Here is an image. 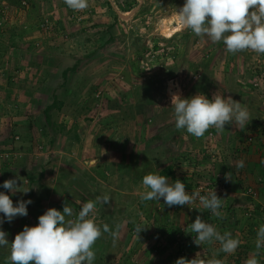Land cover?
I'll use <instances>...</instances> for the list:
<instances>
[{"label": "rangeland", "instance_id": "obj_1", "mask_svg": "<svg viewBox=\"0 0 264 264\" xmlns=\"http://www.w3.org/2000/svg\"><path fill=\"white\" fill-rule=\"evenodd\" d=\"M184 3L89 0L87 9L74 11L64 0H37L40 8L32 14L34 20L28 21L27 9L8 8L0 0V192L9 195L14 206L20 200L32 201L26 217H16L11 223L5 219L0 226L10 244L25 226H37L48 209L63 212L67 203L74 215L66 218L75 219L84 203L108 195L110 204L97 203L89 218L94 215L101 228L107 224L112 231L122 225L123 232L115 246L109 233L102 234L93 246V264H144L147 260V264H162L159 254L165 245L173 246L169 253L175 257L189 252L194 258L197 253L204 259L224 256L221 247L194 248L196 234L190 227L172 237L168 231L176 224L166 217L171 207L162 198L149 201V210L166 221L159 230L150 231L155 238L146 247L152 249L153 258L120 241H135L134 228L127 229L130 222L135 225L142 220L137 212L147 203L142 204L146 201L142 194L150 189L138 185V174L157 172L168 156L178 154L174 146L181 134L175 127L172 94L231 96L254 105L257 120L262 121L264 115V54H232L223 42L213 43L190 30L167 38L166 28L179 26L178 9ZM11 31L22 35L16 36L15 46L10 43ZM28 34L32 38L37 34L39 40L24 39ZM48 107L52 108V126L46 120ZM213 131L202 138L204 147L214 137ZM126 155L134 161L129 168H120L121 157ZM196 157L183 160V167L192 168ZM153 159L157 163L152 170L143 166ZM17 175L25 179L18 187L30 189L27 194H13L2 187ZM204 176L196 179L202 186L208 185ZM131 179L135 185H130ZM222 181L211 183L212 187L220 185L218 195L226 200ZM207 190L194 192L208 196L212 189ZM193 203V211L198 207L202 219L211 224L216 216L198 198ZM222 204L220 210L225 204L229 209L225 201ZM255 211L246 224L253 232L237 235L241 251L223 260L224 264H245L243 260L257 252V232L251 221L261 217L264 208ZM10 244L0 247V264H9ZM183 248L190 249L183 254ZM256 258L264 264L261 249ZM238 259L243 262H233Z\"/></svg>", "mask_w": 264, "mask_h": 264}, {"label": "clouds", "instance_id": "obj_2", "mask_svg": "<svg viewBox=\"0 0 264 264\" xmlns=\"http://www.w3.org/2000/svg\"><path fill=\"white\" fill-rule=\"evenodd\" d=\"M65 4L74 11H83L89 7V0H64ZM179 27L181 30H190L197 37H208L211 42H223L226 50L232 54L243 51H252L256 54H264V0H185L182 8L178 9ZM172 108L174 109L175 127L177 130H186L188 134L199 139L205 133L215 128L223 132L227 125L235 123L243 127L250 119L248 109L231 96L224 98L222 95H214L208 99L203 94H197L191 98H182L180 94H172ZM243 160L237 167L243 168ZM232 173L226 174L225 179L230 180ZM25 179L17 175L15 179L7 180L2 187L15 194L23 192L27 194L30 189L18 187V182ZM142 184L149 191L142 194L146 201H159L163 198L167 206H184L192 204L199 198L200 204L216 217H221L223 200L218 197L216 191L208 196H202L194 192L186 191L185 183L176 180L169 183L165 175L147 174L143 177ZM103 202L110 204L108 195L89 200L82 205L75 219L74 212L66 203L63 212L50 208L41 215L37 226H25L23 231L15 236L10 244L7 233L0 227V247L10 244L9 264H93L96 253L93 246L102 237L103 233H109L113 238V245L119 238L122 225H116V231H112L109 225L101 228L90 214H94L96 204ZM32 201L20 200L14 206L9 195L0 192V226L5 222L11 223L16 217L28 215V205ZM195 233L194 243L198 246L204 243L218 241L223 253H234L240 245V240L232 238L231 232L221 234L217 228L197 216L195 222L190 225ZM144 228L137 227L139 233ZM264 248V225L257 231L256 249L245 264H259L256 258L259 250ZM175 264H224L221 259H204L197 253L196 258H179Z\"/></svg>", "mask_w": 264, "mask_h": 264}, {"label": "crops", "instance_id": "obj_3", "mask_svg": "<svg viewBox=\"0 0 264 264\" xmlns=\"http://www.w3.org/2000/svg\"><path fill=\"white\" fill-rule=\"evenodd\" d=\"M33 14H35V12H33ZM27 18H29L28 21H31V19L34 20V16H27ZM36 35L37 34H35V38H32L33 36L28 34L24 37V39L37 40L38 37ZM209 95L211 98L208 99L211 100L213 97V93L210 92ZM240 103L242 104V106L246 107L250 113V119L247 121L245 126L240 127L233 123L232 125H227L226 129L223 132H218L215 128H213V130H215L213 131L214 137L208 143L207 147H204V141L202 140V138L205 140V137H207V133L203 137L197 139L191 134L188 135L187 133H185L184 130H178L181 136L178 140H176L174 146V151L178 152V154L175 157H173V154L168 156L166 163L160 165V167L158 166L159 170L157 172H150V174L167 176L169 178L170 184L174 183V180H180L181 182L185 183L186 186L193 185V188L188 189L187 191L189 194L196 191L198 185H200L198 183H201V181L196 180L198 176L206 175L204 176L203 180L207 181V184H210L211 181L218 182V180H223L222 182H225L223 188L225 189V192L227 191V193L224 194L228 195V198L226 200H223V202L225 201L228 204L227 207H229V209L227 210L225 204V208L220 210L222 213L221 217H223L222 219L224 221L222 220V223L219 224V222H216L218 217H213V222L211 224L214 225L217 230L221 232V234H223L224 232H231L232 238L235 239H238L237 235L240 234V232H242L245 236H248L246 233L253 232V229L251 231L250 227L246 225L248 224L247 218H253V212H256V207L257 209H259V206L260 208H264V115L262 114L261 116L262 121L257 120V118L254 117L255 106L252 104L251 106L246 105L249 103L243 101H241ZM181 131L183 132V134L180 133ZM207 153L211 154V158L212 156L215 158H212V160L207 159L208 157H206L205 155ZM196 154L197 157L193 163V167L190 165L192 168L186 170V168L183 167V160H186V158L191 156H194L195 158ZM178 155L179 157H177ZM126 156L127 157H121L119 163L120 168H129L130 163L134 161V158L132 159L129 155ZM240 160H243L245 163V166L243 168L237 167ZM148 161L149 165L145 164L143 166H146V168L152 170L155 167L154 164H156L157 162L155 161V159ZM175 163H177V166H175ZM152 165H154V167ZM181 170L183 172L182 175ZM169 171H171L170 174ZM228 173H232V175L229 177L230 180L225 179L226 174ZM143 174L145 173L138 174L139 176L141 175L137 178L138 185L140 186L143 185V177L149 173L145 175ZM204 181L203 183L205 185ZM134 182L135 181H132L130 185H135L136 183ZM210 185L212 186V183ZM219 186L220 185H217L216 187H210L212 189L211 191H216L218 195V190L220 189ZM250 188H252L256 192L255 198L249 197L245 194L246 190ZM230 190L231 192H229ZM218 197L223 199L224 195H218ZM143 203H146L144 204L145 207L143 209L139 208L137 212L139 213L140 220H142L135 225H132V223L130 222V228H128L127 231H131V228H134V230H136L137 227L144 228V230L139 233V236L137 233H135L137 234V238L133 242H128V239L126 242L122 241V239H120V241L124 243L125 246L128 245V248L130 249H141V251H144L145 256H148L149 259H152V249H150L148 245L146 247V244L152 243L154 241L153 239L155 238L153 236V231L151 233L150 231L152 230V228H155V230H159L158 228H160L161 226L163 227V224L166 221L164 220L165 216H162V219L159 220V216L157 215L158 213L156 211L151 212V209L149 210V208L151 207H149V201H143L142 204ZM132 204L135 203H131V205ZM193 204L194 203L184 206H172L171 209L167 210L166 217L170 218L173 223L176 224L175 229L179 235L182 231L186 232V230L189 229L190 225L195 222L197 216H200L202 218V213H200V209L198 210V207H196L194 211L191 208ZM249 204H253L254 207ZM144 205H142V207ZM154 205L155 204H152L153 207ZM188 207L190 211H188ZM259 215L261 217L256 220L252 219L251 221V224H253L252 228L254 227V230L256 232L261 225H264V214L259 213ZM122 232L123 231L121 228L120 235ZM208 246L212 249L213 247L216 249L221 247L218 241H214L212 243H204L200 246L196 245L195 247H193L196 249H202L203 247L207 248ZM193 247H191V252L193 251ZM171 248H173V246L165 245V247H163L164 250L161 249V251H163L159 255H162V257L160 258V262L162 264H172L173 262L175 263L179 258L182 257L189 260L194 259V255L192 256L189 251V253H187L185 256L181 253L180 255H176L175 257L172 253H169L170 251H172ZM183 249L184 250L182 252L184 254V252H187V250H189L190 248ZM238 251L241 250L237 249L234 253L231 254L220 252V254H224V256L221 255L219 258L217 257V259L225 260L227 257L231 258V256L238 254ZM157 258L158 257L156 256L155 259ZM148 262L149 261L147 260V262H145L144 264H147Z\"/></svg>", "mask_w": 264, "mask_h": 264}, {"label": "trees", "instance_id": "obj_4", "mask_svg": "<svg viewBox=\"0 0 264 264\" xmlns=\"http://www.w3.org/2000/svg\"><path fill=\"white\" fill-rule=\"evenodd\" d=\"M39 1V0H38ZM2 2L6 3L4 5L8 6V8H18V9H27L28 13L27 16H33V12H37L36 9L39 7L37 4V0H2ZM28 5L30 7H28ZM37 7V8H36ZM40 8V7H39ZM3 10V9H0ZM38 10V9H37ZM10 33V43L12 46H15L16 42H15V38L17 37H21L22 35H19L18 33L16 34V32L11 31ZM1 52V50H0ZM65 75V74H64ZM52 110V108L48 107L47 111H46V120L48 122V125L52 126V120H51V115H50V111ZM171 173V171H169V174ZM211 184V183H210ZM210 184L205 185L204 187L206 189H210V187H212ZM209 186V187H208ZM187 188H191L190 185L186 186ZM248 190V189H247ZM246 190V191H247ZM222 220H219V224H221ZM134 233H137L136 230L133 231ZM168 233L172 236V237H176L177 233L176 230L173 229V227L168 231ZM241 259H238L236 261H233L234 263H241ZM243 262V261H242Z\"/></svg>", "mask_w": 264, "mask_h": 264}, {"label": "built area", "instance_id": "obj_5", "mask_svg": "<svg viewBox=\"0 0 264 264\" xmlns=\"http://www.w3.org/2000/svg\"><path fill=\"white\" fill-rule=\"evenodd\" d=\"M197 189H199V190H201V191H206V192H208V190L204 187V186H202V185H199L198 186V188ZM245 194L247 195V196H249V197H256V193H255V191L252 189V188H250V189H248L246 192H245ZM201 195V194H200ZM198 200H199V198H198ZM210 215H212L211 213H209ZM262 250V252H263V254H264V248H262L261 249Z\"/></svg>", "mask_w": 264, "mask_h": 264}, {"label": "bare ground", "instance_id": "obj_6", "mask_svg": "<svg viewBox=\"0 0 264 264\" xmlns=\"http://www.w3.org/2000/svg\"><path fill=\"white\" fill-rule=\"evenodd\" d=\"M180 27L179 26H174L172 29H167L165 31V36L167 38H171L172 36H174L176 33H178L180 31Z\"/></svg>", "mask_w": 264, "mask_h": 264}]
</instances>
